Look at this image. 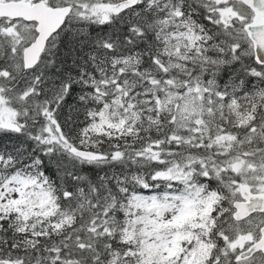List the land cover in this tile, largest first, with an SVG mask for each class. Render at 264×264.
<instances>
[{"label":"snow or ice","instance_id":"snow-or-ice-1","mask_svg":"<svg viewBox=\"0 0 264 264\" xmlns=\"http://www.w3.org/2000/svg\"><path fill=\"white\" fill-rule=\"evenodd\" d=\"M0 264H264V0H0Z\"/></svg>","mask_w":264,"mask_h":264}]
</instances>
